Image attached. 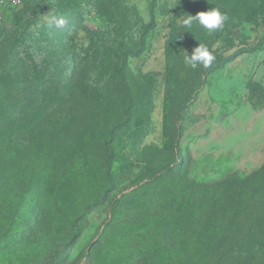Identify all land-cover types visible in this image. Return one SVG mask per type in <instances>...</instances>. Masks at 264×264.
Returning <instances> with one entry per match:
<instances>
[{"label":"rangeland","instance_id":"374dc122","mask_svg":"<svg viewBox=\"0 0 264 264\" xmlns=\"http://www.w3.org/2000/svg\"><path fill=\"white\" fill-rule=\"evenodd\" d=\"M263 64L264 0L0 8V264H264V137L227 139Z\"/></svg>","mask_w":264,"mask_h":264},{"label":"clouds","instance_id":"9594fccd","mask_svg":"<svg viewBox=\"0 0 264 264\" xmlns=\"http://www.w3.org/2000/svg\"><path fill=\"white\" fill-rule=\"evenodd\" d=\"M227 19V15L219 7H212L207 11L198 12L195 16L187 15L186 18H182V27L191 28L194 23H197L208 32H214L221 30ZM54 23L57 27H62L65 21L59 19ZM214 59V54L202 44L195 47L191 54L185 53V62L192 68L198 65L205 68L210 67Z\"/></svg>","mask_w":264,"mask_h":264},{"label":"crops","instance_id":"0c3cea01","mask_svg":"<svg viewBox=\"0 0 264 264\" xmlns=\"http://www.w3.org/2000/svg\"><path fill=\"white\" fill-rule=\"evenodd\" d=\"M264 68V64L261 69ZM263 89H264V74L260 73ZM264 137V110L253 111L252 109L244 108L237 117V122L232 134L227 136V139L232 141V147H249L257 143Z\"/></svg>","mask_w":264,"mask_h":264},{"label":"trees","instance_id":"16d2710c","mask_svg":"<svg viewBox=\"0 0 264 264\" xmlns=\"http://www.w3.org/2000/svg\"><path fill=\"white\" fill-rule=\"evenodd\" d=\"M263 175H264V167H262L261 169H260V177H261V179H262V184H264V177H263ZM238 186V185H237ZM261 188V190H260V193H261V191H262V186L260 187ZM228 190H224L223 192H227ZM233 192H235V191H232L231 190V193H233ZM204 193H207V191L206 192H204ZM193 194L195 195V194H203V192H201V193H197L196 192V189L195 190H193ZM200 195H199V197H200ZM231 198V197H230ZM254 218V216L252 217V219ZM252 219L251 220H249V223L252 221ZM262 220H264V219H262ZM241 233V235L243 236H247L248 237V239H249V236H252V235H254L255 233H256V231H251L250 229L248 230H246L245 232H236L235 233V235H238V234H240ZM230 238H232V232L229 234V236H228V239H230ZM220 263H222L221 261H220ZM223 264V263H222Z\"/></svg>","mask_w":264,"mask_h":264},{"label":"built area","instance_id":"2783aa9c","mask_svg":"<svg viewBox=\"0 0 264 264\" xmlns=\"http://www.w3.org/2000/svg\"><path fill=\"white\" fill-rule=\"evenodd\" d=\"M22 5V0H0V8H16Z\"/></svg>","mask_w":264,"mask_h":264}]
</instances>
